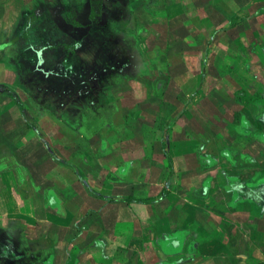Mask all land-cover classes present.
<instances>
[{
  "label": "crops",
  "instance_id": "obj_1",
  "mask_svg": "<svg viewBox=\"0 0 264 264\" xmlns=\"http://www.w3.org/2000/svg\"><path fill=\"white\" fill-rule=\"evenodd\" d=\"M90 5L0 0V264H264V0Z\"/></svg>",
  "mask_w": 264,
  "mask_h": 264
},
{
  "label": "rangeland",
  "instance_id": "obj_2",
  "mask_svg": "<svg viewBox=\"0 0 264 264\" xmlns=\"http://www.w3.org/2000/svg\"><path fill=\"white\" fill-rule=\"evenodd\" d=\"M90 4H91L90 5L91 11L89 14L90 21L91 22L98 21V24H99L101 20L103 19L102 14H101L102 12L101 0H90ZM32 16L36 18L35 15H32ZM33 17H30V18H33ZM34 18L32 20H34ZM124 20L126 22L127 17H125L122 20L123 23H124ZM26 33L28 36L36 37V35L33 36L32 33H29V32H26ZM69 49L73 50L72 48H69ZM160 58L161 57L157 58L156 62H153L151 67H152L153 74L160 75L159 77L163 79V77L167 76V75H163V72H165L166 74L168 71H170L172 63H170V60L169 59L167 60V58L162 61ZM164 79L166 80V78ZM87 84H88L86 85L87 88L91 87V84L89 83ZM18 85L22 87L23 90L30 93L31 94L30 99L33 100V98L35 97L34 93L36 91V87H34L35 85L29 81H22V80H19ZM230 86L235 89V95L228 96V97H226V95L221 96V97L219 96L218 98L219 105H222V106L224 105L223 107L225 108H228V107L232 108L233 104L237 106H240L242 104L249 105V107L248 108L246 107L244 110H249L247 111V117L249 116L251 118L250 121L252 122V118L256 117V114H257L256 113L257 106H260V107L264 106V75H249V78L245 80H235L233 84ZM46 87L47 88L49 87V81H47ZM93 87H97V86L95 85ZM25 97L27 96L25 95ZM239 114L241 115L242 112H240ZM250 127H253V124H251ZM250 130L251 132L253 131L252 128ZM219 134H221V129L219 130ZM253 149L256 151L257 145H253Z\"/></svg>",
  "mask_w": 264,
  "mask_h": 264
},
{
  "label": "trees",
  "instance_id": "obj_3",
  "mask_svg": "<svg viewBox=\"0 0 264 264\" xmlns=\"http://www.w3.org/2000/svg\"><path fill=\"white\" fill-rule=\"evenodd\" d=\"M32 21V20H31Z\"/></svg>",
  "mask_w": 264,
  "mask_h": 264
}]
</instances>
